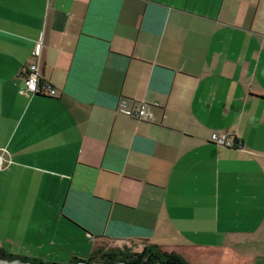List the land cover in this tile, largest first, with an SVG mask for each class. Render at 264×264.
Here are the masks:
<instances>
[{"label":"crops","instance_id":"1","mask_svg":"<svg viewBox=\"0 0 264 264\" xmlns=\"http://www.w3.org/2000/svg\"><path fill=\"white\" fill-rule=\"evenodd\" d=\"M0 156L1 253L264 264V0H0Z\"/></svg>","mask_w":264,"mask_h":264},{"label":"trees","instance_id":"2","mask_svg":"<svg viewBox=\"0 0 264 264\" xmlns=\"http://www.w3.org/2000/svg\"><path fill=\"white\" fill-rule=\"evenodd\" d=\"M0 259L6 260L8 262L16 261L18 263L30 261L29 259L21 256L7 255L1 252ZM124 260L131 262L132 264H186L176 255L160 252L156 246H145L142 253L135 252L131 254L118 246L114 249H110L108 252H105L101 248L97 247L92 252L87 261L78 262H88L90 264L93 262L114 264L118 261Z\"/></svg>","mask_w":264,"mask_h":264},{"label":"built area","instance_id":"3","mask_svg":"<svg viewBox=\"0 0 264 264\" xmlns=\"http://www.w3.org/2000/svg\"><path fill=\"white\" fill-rule=\"evenodd\" d=\"M33 56L38 55V51H33ZM20 92H28L32 95H43L48 97H55L56 91L53 87L44 84L40 81V75L36 64H30L23 70V86L20 88ZM125 103L122 101L120 106L124 107ZM123 113L134 117L140 121H150L152 119L151 114L146 110L144 104H140L137 109L134 110H122ZM209 140L220 146L233 147L234 143L227 134L212 133ZM9 163H5L0 156V170L7 168Z\"/></svg>","mask_w":264,"mask_h":264},{"label":"rangeland","instance_id":"4","mask_svg":"<svg viewBox=\"0 0 264 264\" xmlns=\"http://www.w3.org/2000/svg\"><path fill=\"white\" fill-rule=\"evenodd\" d=\"M99 248H101L103 251L108 252L110 249H114L117 247V245L104 241L102 243H99V245L97 246ZM121 249L126 250L128 253H142L144 251L143 247H139L136 244H130V243H126V244H121L120 246ZM43 256V262H45V264H70V262H73V258H78L81 261H85L87 260V258L89 257V253H85L83 254L81 257H73L70 253H68V251L66 250L65 254L61 257L56 256V255H42ZM50 258H53L52 261ZM145 259V256H144ZM125 261V260H124ZM50 262V263H49ZM118 262H122V261H118ZM128 262V261H125ZM130 264H132L131 262H128ZM91 264H102V263H97V262H93Z\"/></svg>","mask_w":264,"mask_h":264},{"label":"water","instance_id":"5","mask_svg":"<svg viewBox=\"0 0 264 264\" xmlns=\"http://www.w3.org/2000/svg\"><path fill=\"white\" fill-rule=\"evenodd\" d=\"M0 264H7V263L0 261ZM14 264H16V263H14ZM18 264H44V263H40V262H36V261H28V262H21ZM70 264H90V263H88V262H74V263H70ZM114 264H130V263L122 261V262H116Z\"/></svg>","mask_w":264,"mask_h":264}]
</instances>
